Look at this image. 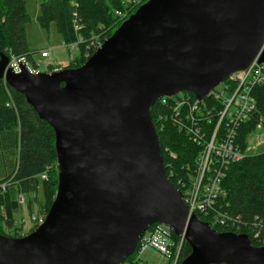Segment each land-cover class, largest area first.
Wrapping results in <instances>:
<instances>
[{"label":"water","instance_id":"95a60500","mask_svg":"<svg viewBox=\"0 0 264 264\" xmlns=\"http://www.w3.org/2000/svg\"><path fill=\"white\" fill-rule=\"evenodd\" d=\"M257 59L264 0H147L77 68L0 79L54 132L57 187L43 223L0 234V264H123L160 224L190 247L179 264H264L247 234L190 214L167 176L150 110L188 92L204 100Z\"/></svg>","mask_w":264,"mask_h":264},{"label":"trees","instance_id":"16d2710c","mask_svg":"<svg viewBox=\"0 0 264 264\" xmlns=\"http://www.w3.org/2000/svg\"><path fill=\"white\" fill-rule=\"evenodd\" d=\"M131 1L40 0L37 20L45 27L54 22L64 45L75 43L78 36L82 38L83 42L77 48L81 57L71 61L67 67L77 68L88 59L85 56L87 44L96 38L102 44L147 0L138 5H133ZM73 13L77 14L82 27L78 34L73 29ZM117 13L125 16L121 17ZM28 21L24 0H0V55H5L8 60L12 55L24 56L33 62L25 31ZM96 48L92 47L88 53L91 55ZM54 70L48 68L46 72ZM179 95L195 99L188 92ZM252 95L256 110L241 124L236 139L243 151L256 125L260 122L264 128V85L255 86ZM199 106L212 110V121L205 127L207 138H210L219 105L209 95ZM150 116L159 138L165 172L174 186L182 190L177 185V180L190 183L197 167L196 160L201 153L200 146L192 142L173 122L169 105L156 102L150 110ZM42 174L46 175V179L41 178ZM2 184L5 185L4 189ZM56 187V154L52 128L38 118L22 94L15 92L0 79V222L14 226L18 219L13 237L26 235L18 233L24 231L25 222V208L18 203V196H24L28 211H32L36 203L43 202L42 213L45 217L54 199ZM221 187L225 195L217 200V209L227 213L231 221L226 226H218L213 225L204 214L197 213V218L207 222L218 232L247 234L252 245L264 246V151L249 154L242 160L231 163ZM40 188L41 200L38 197ZM36 228L37 226H32L29 233ZM255 234L257 235L254 236ZM171 237L179 241L172 232ZM189 254L190 247L183 241L178 264ZM135 255L136 252L126 261L132 263Z\"/></svg>","mask_w":264,"mask_h":264},{"label":"built area","instance_id":"2783aa9c","mask_svg":"<svg viewBox=\"0 0 264 264\" xmlns=\"http://www.w3.org/2000/svg\"><path fill=\"white\" fill-rule=\"evenodd\" d=\"M117 14L121 17L125 16L124 14ZM73 17V29L78 34L82 27L76 13H73ZM82 42V38L78 36L75 43L65 46L77 49L78 44ZM94 45L93 40L87 44L86 57L89 58L90 53H88V50L92 49ZM41 58H49V52H41ZM21 65L25 66L31 73H38V65L34 61L31 63L24 56L12 55L8 60L6 70L9 69L14 73H19ZM232 85L236 87L232 88ZM259 85H264V63H258L256 59L247 70L233 74L209 94L219 105L216 124L210 138H207L205 127L206 124L212 121V110L205 107L200 108L199 105L203 100L198 101L196 98L191 100L189 97L178 94L174 97H163L157 101L162 105L170 106L173 122L201 149V153L196 160L197 167L190 183L185 184L177 180V185H181L182 190L177 189L182 193L189 215L204 214L213 225L218 226H226L231 221L227 213L217 209L216 203L220 197L225 195L221 183L225 178L228 166L249 155L248 149L264 147V135L259 134V132L264 134V128L260 122L248 138V141L251 139L253 142L254 140V146L253 144H247L245 151H243L236 142L241 124L256 110L252 90ZM263 151L264 149L260 152ZM41 178L46 179V175L42 174ZM4 186V184L1 185L3 189ZM18 203L22 206L25 205V198L21 194L18 196ZM44 218V216L31 215V222L33 226H39L43 223ZM160 227L165 228L167 231L164 232ZM23 228V230L26 228L25 222ZM178 238L179 241L173 240L169 229L160 224H155L144 233L136 246L135 252L141 254L148 249L154 250L168 259L169 264H178L184 241L182 237ZM131 264L138 263L132 262Z\"/></svg>","mask_w":264,"mask_h":264},{"label":"rangeland","instance_id":"374dc122","mask_svg":"<svg viewBox=\"0 0 264 264\" xmlns=\"http://www.w3.org/2000/svg\"><path fill=\"white\" fill-rule=\"evenodd\" d=\"M25 1V8L26 12L29 16V21L25 26L26 31V39L29 49V54L32 56V59L35 64L38 65L37 72L43 73L48 70V68L52 69H63L70 66V62L81 57L79 49H71L69 46H65L59 35L56 24L51 22L49 25L42 26L39 21L37 20L39 14V5L40 0H24ZM144 0H132L131 2L133 5H138ZM93 47H99L101 44L99 40L96 38L93 40ZM87 47V45H86ZM96 48V49H97ZM46 51L49 52V58L43 59L41 58V52ZM235 88V85L231 86ZM261 136H263V132H259ZM254 142V140H253ZM252 140L250 139L247 141L248 145L253 144ZM254 146V144H253ZM264 147H256L248 149V153L251 155L260 153ZM180 180V179H179ZM181 181V180H180ZM182 182V181H181ZM181 187V185H180ZM38 197L41 200L42 198V190L41 188L38 191ZM26 205V204H25ZM24 205V221L26 224V228L23 232H18L21 235L29 233V230L32 229V222H31V215L35 216H43V202L36 203L33 207L32 211H28L26 206ZM195 215V214H194ZM18 219L14 226H7L5 223L0 222V233L5 236L13 237L15 235V229L18 224ZM164 232L167 230L163 227H160ZM136 262L138 264H169L168 259L160 255V253L154 250H146L141 254H136L132 262ZM123 264H131V262H124Z\"/></svg>","mask_w":264,"mask_h":264}]
</instances>
